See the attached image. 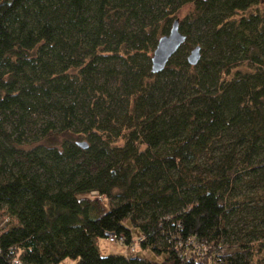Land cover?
<instances>
[{
  "label": "trees",
  "instance_id": "1",
  "mask_svg": "<svg viewBox=\"0 0 264 264\" xmlns=\"http://www.w3.org/2000/svg\"><path fill=\"white\" fill-rule=\"evenodd\" d=\"M5 218L0 264H264V0H0Z\"/></svg>",
  "mask_w": 264,
  "mask_h": 264
},
{
  "label": "water",
  "instance_id": "2",
  "mask_svg": "<svg viewBox=\"0 0 264 264\" xmlns=\"http://www.w3.org/2000/svg\"><path fill=\"white\" fill-rule=\"evenodd\" d=\"M185 38V34L179 30V20L174 19L167 34L160 36L156 41V45L150 57V70L152 73H159L164 69L168 60L183 44ZM200 57V46L195 45L189 50L186 61L189 65L194 66L199 62ZM77 144L81 148H87L88 146L86 141H79ZM106 235L107 234H105V236Z\"/></svg>",
  "mask_w": 264,
  "mask_h": 264
},
{
  "label": "rangeland",
  "instance_id": "3",
  "mask_svg": "<svg viewBox=\"0 0 264 264\" xmlns=\"http://www.w3.org/2000/svg\"><path fill=\"white\" fill-rule=\"evenodd\" d=\"M190 6L185 7L184 11L182 12L183 14L189 10ZM238 68H244V65H241ZM60 137V136H59ZM244 215H246L248 217L249 213L247 211L243 212ZM241 221H245V219H242V217L240 219L236 220V223H239ZM126 225L128 227H130L131 230V235H132V239L133 241L137 240V238L140 236V231L136 228L131 227V225L126 222ZM96 244L98 246L99 252L102 256H107V255H111V254H116V255H125V246L121 245L119 243H115V242H110L109 240H107L106 237H100L96 239ZM145 255L147 258L149 259H154V260H160V258H154L149 252H142V251H136L135 253L131 254V255ZM60 264H75V260L71 259V258H65L63 259Z\"/></svg>",
  "mask_w": 264,
  "mask_h": 264
},
{
  "label": "built area",
  "instance_id": "4",
  "mask_svg": "<svg viewBox=\"0 0 264 264\" xmlns=\"http://www.w3.org/2000/svg\"><path fill=\"white\" fill-rule=\"evenodd\" d=\"M6 218L0 222V228L3 226V224L6 222ZM107 240L110 242L119 243L121 245L125 246V255H130L136 252L137 250V240L131 241L129 244H125V237L123 235H117L115 233H109L106 235ZM139 239V238H137ZM12 264H17V262H13Z\"/></svg>",
  "mask_w": 264,
  "mask_h": 264
}]
</instances>
